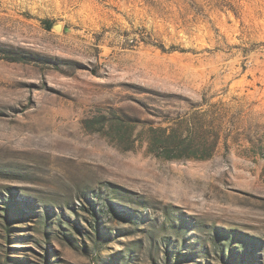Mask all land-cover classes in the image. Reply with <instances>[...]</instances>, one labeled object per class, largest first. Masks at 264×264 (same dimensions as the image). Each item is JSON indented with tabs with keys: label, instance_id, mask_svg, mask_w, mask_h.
I'll list each match as a JSON object with an SVG mask.
<instances>
[{
	"label": "rangeland",
	"instance_id": "obj_1",
	"mask_svg": "<svg viewBox=\"0 0 264 264\" xmlns=\"http://www.w3.org/2000/svg\"><path fill=\"white\" fill-rule=\"evenodd\" d=\"M0 264H264V0H0Z\"/></svg>",
	"mask_w": 264,
	"mask_h": 264
},
{
	"label": "trees",
	"instance_id": "obj_2",
	"mask_svg": "<svg viewBox=\"0 0 264 264\" xmlns=\"http://www.w3.org/2000/svg\"><path fill=\"white\" fill-rule=\"evenodd\" d=\"M205 127L201 125L200 126V150H196V148H193L191 142H187L186 138H182L181 135H179L178 141L172 140L173 136L171 133H167L166 128H159L158 131L161 134V137H156L154 140L148 141V147L150 148V151L152 150L153 145L158 147L157 149L166 151V153H174L172 154H163V158L165 159H207L210 157L211 152L216 147L217 138L219 137V133L216 132L215 135H213V138L211 142H209V148L206 147V143L204 139H206L205 134ZM217 127V126H216ZM216 127H213V129H216ZM209 149V153L207 152ZM197 151H200V154H198Z\"/></svg>",
	"mask_w": 264,
	"mask_h": 264
},
{
	"label": "bare ground",
	"instance_id": "obj_3",
	"mask_svg": "<svg viewBox=\"0 0 264 264\" xmlns=\"http://www.w3.org/2000/svg\"><path fill=\"white\" fill-rule=\"evenodd\" d=\"M55 30L57 31H60L61 30V25L60 24H57L54 26Z\"/></svg>",
	"mask_w": 264,
	"mask_h": 264
},
{
	"label": "water",
	"instance_id": "obj_4",
	"mask_svg": "<svg viewBox=\"0 0 264 264\" xmlns=\"http://www.w3.org/2000/svg\"><path fill=\"white\" fill-rule=\"evenodd\" d=\"M55 29V28H54Z\"/></svg>",
	"mask_w": 264,
	"mask_h": 264
}]
</instances>
